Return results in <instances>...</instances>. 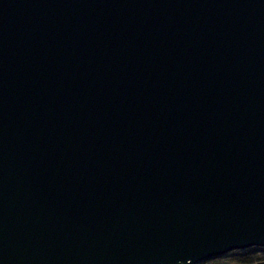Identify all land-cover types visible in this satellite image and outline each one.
I'll return each mask as SVG.
<instances>
[{
	"label": "water",
	"instance_id": "water-1",
	"mask_svg": "<svg viewBox=\"0 0 264 264\" xmlns=\"http://www.w3.org/2000/svg\"><path fill=\"white\" fill-rule=\"evenodd\" d=\"M252 245L264 0H0V264Z\"/></svg>",
	"mask_w": 264,
	"mask_h": 264
},
{
	"label": "flooded vegetation",
	"instance_id": "flooded-vegetation-1",
	"mask_svg": "<svg viewBox=\"0 0 264 264\" xmlns=\"http://www.w3.org/2000/svg\"><path fill=\"white\" fill-rule=\"evenodd\" d=\"M230 251H233L232 252L233 254L230 255V257H232L234 259V261H236L237 258H239L240 260H246V261H248V260L253 261L255 259L264 258V249H263L262 253H260L259 255H256L255 251H248L246 249V247L245 248H236V249H233Z\"/></svg>",
	"mask_w": 264,
	"mask_h": 264
},
{
	"label": "rangeland",
	"instance_id": "rangeland-1",
	"mask_svg": "<svg viewBox=\"0 0 264 264\" xmlns=\"http://www.w3.org/2000/svg\"><path fill=\"white\" fill-rule=\"evenodd\" d=\"M246 249L248 251H255V254L256 255H259L260 253H262L263 249H264V246H259V245H252V246H249V247H246ZM233 251H228L224 254H221L219 256H216V257H213V258H210L208 261V263H215V264H229L231 261H226L227 263H224V261L230 257V255H232ZM205 263V262H204Z\"/></svg>",
	"mask_w": 264,
	"mask_h": 264
},
{
	"label": "trees",
	"instance_id": "trees-1",
	"mask_svg": "<svg viewBox=\"0 0 264 264\" xmlns=\"http://www.w3.org/2000/svg\"><path fill=\"white\" fill-rule=\"evenodd\" d=\"M214 257H216V256H214ZM211 258H213V257H211ZM210 258H205V259H202V260H199V261H197V262H194V263H191V264H215V263H208V262H206V261H208ZM252 259V258H251ZM226 261H234V259L232 258V257H229V258H227L225 261H224V263H227ZM236 261H246V260H240L239 258H237L236 259ZM248 261H250V260H248ZM247 261V262H248ZM205 262V263H204Z\"/></svg>",
	"mask_w": 264,
	"mask_h": 264
}]
</instances>
